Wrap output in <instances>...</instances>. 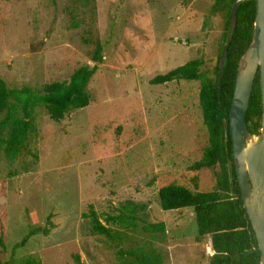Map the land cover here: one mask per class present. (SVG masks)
Instances as JSON below:
<instances>
[{"label": "rangeland", "instance_id": "1", "mask_svg": "<svg viewBox=\"0 0 264 264\" xmlns=\"http://www.w3.org/2000/svg\"><path fill=\"white\" fill-rule=\"evenodd\" d=\"M215 2L0 0V78L9 88L39 90L95 70L87 107L61 122L39 107L21 153L0 149V264H130L119 251L138 248L165 264H209L210 239L197 241L191 212L165 233L143 226L165 222L160 188L216 189L212 170L192 169L208 147L200 82L150 83L194 59L213 69L226 21ZM127 201L145 206L137 227L107 222ZM90 206L111 238L91 232ZM44 227L48 235L20 245Z\"/></svg>", "mask_w": 264, "mask_h": 264}, {"label": "trees", "instance_id": "2", "mask_svg": "<svg viewBox=\"0 0 264 264\" xmlns=\"http://www.w3.org/2000/svg\"><path fill=\"white\" fill-rule=\"evenodd\" d=\"M235 0H216L214 9L226 10L225 33L220 51L213 69L207 70L208 63L194 59L164 75L154 77L152 85H164L178 81H199V106L204 126L208 133V147L203 151L199 162L192 165L193 170L210 169L214 173L216 189L213 191H193L184 186L167 185L159 189L158 198L165 222L152 226H143L150 233H165L168 227L184 221L187 212H191L197 226V241L208 237L213 255L209 264H260L258 243L243 206L238 187L232 141L229 133V112L233 97L238 61L247 50L252 40L256 3L254 0L239 5L236 25L228 45L224 68L218 87L219 61L226 40L229 17ZM94 61L102 59L101 47L98 46ZM95 70L88 66L77 69L68 82L47 84L39 90L29 87L9 88L0 78V149L8 158L17 156L26 145L31 129L34 111L42 107L54 122L63 121L67 115L87 107L90 103L88 85ZM262 104L260 76L256 75L249 106L245 115L248 131L259 134ZM145 209L127 201L120 214L109 216L106 220L114 225L136 228L142 219L138 213ZM91 232L111 238L113 230L103 225L93 207L88 214ZM48 235V228L31 229L23 238L24 245L28 238L37 233ZM122 256L130 257V264H165L166 257L155 249L144 248L119 251ZM79 263L78 256H75ZM23 264H41L40 261L27 259Z\"/></svg>", "mask_w": 264, "mask_h": 264}, {"label": "water", "instance_id": "3", "mask_svg": "<svg viewBox=\"0 0 264 264\" xmlns=\"http://www.w3.org/2000/svg\"><path fill=\"white\" fill-rule=\"evenodd\" d=\"M247 1L252 0H235L232 4L228 32L219 61L218 87L239 5ZM254 1L256 15L253 35L238 61L229 112V133L243 206L258 243L260 264H264V0ZM257 74L260 76L262 114L259 134L253 135L247 129L245 115Z\"/></svg>", "mask_w": 264, "mask_h": 264}]
</instances>
